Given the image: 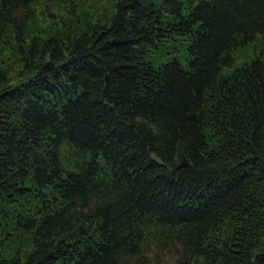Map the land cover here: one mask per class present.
Returning <instances> with one entry per match:
<instances>
[{
    "label": "trees",
    "instance_id": "obj_1",
    "mask_svg": "<svg viewBox=\"0 0 264 264\" xmlns=\"http://www.w3.org/2000/svg\"><path fill=\"white\" fill-rule=\"evenodd\" d=\"M0 264H264V0H0Z\"/></svg>",
    "mask_w": 264,
    "mask_h": 264
},
{
    "label": "water",
    "instance_id": "obj_2",
    "mask_svg": "<svg viewBox=\"0 0 264 264\" xmlns=\"http://www.w3.org/2000/svg\"><path fill=\"white\" fill-rule=\"evenodd\" d=\"M151 157L156 158L155 154L153 152H150ZM186 162L185 157H183L178 163L177 166L184 164Z\"/></svg>",
    "mask_w": 264,
    "mask_h": 264
}]
</instances>
